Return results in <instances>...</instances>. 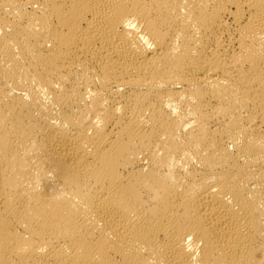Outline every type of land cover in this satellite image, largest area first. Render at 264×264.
Instances as JSON below:
<instances>
[{"label":"bare ground","instance_id":"6f19581e","mask_svg":"<svg viewBox=\"0 0 264 264\" xmlns=\"http://www.w3.org/2000/svg\"><path fill=\"white\" fill-rule=\"evenodd\" d=\"M0 264H264V0H0Z\"/></svg>","mask_w":264,"mask_h":264}]
</instances>
